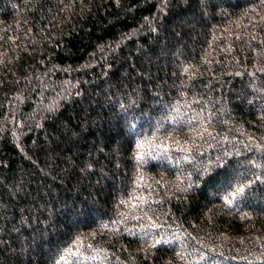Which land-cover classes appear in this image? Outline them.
Instances as JSON below:
<instances>
[{
	"label": "trees",
	"instance_id": "trees-1",
	"mask_svg": "<svg viewBox=\"0 0 264 264\" xmlns=\"http://www.w3.org/2000/svg\"><path fill=\"white\" fill-rule=\"evenodd\" d=\"M0 264H264V0H0Z\"/></svg>",
	"mask_w": 264,
	"mask_h": 264
}]
</instances>
